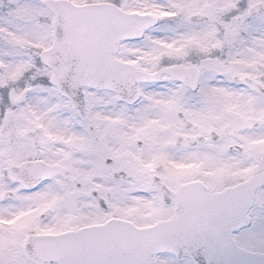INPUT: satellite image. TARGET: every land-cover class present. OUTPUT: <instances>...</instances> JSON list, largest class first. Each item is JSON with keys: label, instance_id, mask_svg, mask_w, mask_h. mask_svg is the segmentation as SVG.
Returning a JSON list of instances; mask_svg holds the SVG:
<instances>
[{"label": "snow or ice", "instance_id": "1", "mask_svg": "<svg viewBox=\"0 0 264 264\" xmlns=\"http://www.w3.org/2000/svg\"><path fill=\"white\" fill-rule=\"evenodd\" d=\"M0 264H264V0H0Z\"/></svg>", "mask_w": 264, "mask_h": 264}]
</instances>
